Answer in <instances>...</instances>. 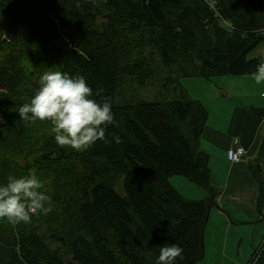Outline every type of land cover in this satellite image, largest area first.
Listing matches in <instances>:
<instances>
[{"label":"trees","instance_id":"trees-1","mask_svg":"<svg viewBox=\"0 0 264 264\" xmlns=\"http://www.w3.org/2000/svg\"><path fill=\"white\" fill-rule=\"evenodd\" d=\"M4 34L10 39L0 41V132L22 121L6 89L38 60L42 69L84 76L91 98L111 103L114 120L104 140L80 152L60 147L52 133L40 139L36 163L70 161L83 175L46 174L52 214L0 223V264H157L160 247L173 243L184 249L177 264L201 263L219 191L200 147L210 114L180 80L252 75L264 63V54L249 58L264 43V0H0ZM159 65L179 74L166 79L178 85L172 100L119 99L125 78L140 70L144 85ZM12 140H0V179L30 174ZM252 171L263 207L264 180L258 166ZM177 176L206 198L182 195L171 183ZM120 178L124 197L115 190ZM254 260L264 264V244L248 264Z\"/></svg>","mask_w":264,"mask_h":264},{"label":"rangeland","instance_id":"rangeland-1","mask_svg":"<svg viewBox=\"0 0 264 264\" xmlns=\"http://www.w3.org/2000/svg\"><path fill=\"white\" fill-rule=\"evenodd\" d=\"M10 39L6 34L0 38V41H6ZM264 54V43L250 54L249 58L254 59L258 58ZM39 60L37 61V63ZM37 63L34 65V68L29 73L22 74L20 77V84L14 85L11 88H8V92L16 99L19 106H22L24 103L30 101L31 97L39 88V78L46 71H60L57 67H50L48 69H42L38 67ZM140 70L129 77L125 78L123 81V90L120 94L121 101H128L129 98H135L136 100H146L150 102H164L166 100H172L175 95L172 93L173 87H178L177 84L167 82V76L170 75L174 79H178L179 74L173 69H167L162 65H159L158 75H155L153 78L149 79L144 85L138 84L137 78L140 77ZM146 80V79H144ZM196 81L195 91L191 90L189 84L192 81ZM202 80L203 83L199 84L198 81ZM226 81L228 83L226 84ZM182 86L188 91L190 97L194 99H199L209 111V124L212 125L216 120L222 121L223 116L228 115L227 111H224L221 116L217 111L218 103L215 99H224L230 104V100H235V97H240L246 101L247 97H250L253 101L255 107H263L264 99L261 97V85H256L252 79V75L249 76H222L215 77L211 80H203L202 78H182L180 80ZM219 89H223L222 92ZM226 90V92H224ZM0 93H6L5 90L0 89ZM228 95V99L224 98V95ZM222 100V101H224ZM238 102L242 101L238 99ZM244 103V102H242ZM226 104V105H228ZM222 106V105H221ZM222 108H225L222 106ZM51 133V125L47 122L36 121L33 123L26 122H14L9 131L0 132V140H5L15 148V153L17 157H20V164L27 171L29 175H32L33 172L37 176H40L39 179L43 181L45 187L43 191L49 196H51V190L49 185V177L46 174L53 175L57 171L63 170L68 172L74 179L79 178L83 175L80 171L75 170V165L68 161L64 164L55 163L54 165L48 166L42 163H36L35 159L39 155V147L41 146L42 137L47 136ZM17 138V139H16ZM69 149V148H68ZM71 150V149H69ZM262 166V164H260ZM258 166V165H257ZM79 168V167H78ZM80 169V168H79ZM264 171V164L261 168V171ZM82 170V169H81ZM262 174V172H261ZM264 180V177H262ZM2 183H7V180L2 177L0 179ZM177 180L186 181L185 185V194L192 196L191 191H189L190 186L192 185L200 191H204L198 186H195L189 182L186 178L177 176L172 179L173 183H176ZM72 185V181H66L65 185ZM123 179H119L115 185V190L121 196H125V191L123 189ZM187 198V197H186ZM202 200V199H201ZM46 206L51 209L50 213L52 214V202L49 199L46 203ZM238 207V206H237ZM241 211H244L243 216L248 215L252 216L253 211L249 209L245 211L243 208H238ZM263 216H264V206L262 207ZM257 217L252 221V224H237L234 223L230 226L227 224L220 229V234L212 238V230L210 220L207 224V229L205 230V258L202 260V264H248L251 260L252 252L257 249L262 240H259L262 235L264 236V220L262 219V214L258 211ZM34 216L39 217L38 213H33ZM32 214V215H33ZM4 221H0L2 223ZM219 222L221 220L219 218ZM232 226V227H231ZM43 231L40 230V233Z\"/></svg>","mask_w":264,"mask_h":264},{"label":"clouds","instance_id":"clouds-1","mask_svg":"<svg viewBox=\"0 0 264 264\" xmlns=\"http://www.w3.org/2000/svg\"><path fill=\"white\" fill-rule=\"evenodd\" d=\"M256 85H264V63L252 73ZM264 96V92H261ZM93 90L84 76H69L60 71H46L39 78V88L18 109L20 119L26 123L36 121L51 125V133L62 148L80 152L97 141L104 140L107 127L114 120L111 103L92 99ZM120 143V138L114 137ZM45 185L35 175L7 178L0 183V221L16 226L31 222L32 214L47 215L49 196ZM184 249L179 244L163 245L157 264H177L183 259Z\"/></svg>","mask_w":264,"mask_h":264},{"label":"crops","instance_id":"crops-1","mask_svg":"<svg viewBox=\"0 0 264 264\" xmlns=\"http://www.w3.org/2000/svg\"><path fill=\"white\" fill-rule=\"evenodd\" d=\"M198 82L199 84L203 83L202 80ZM227 83L228 81H226ZM195 86V80L189 84L192 91H195ZM261 87V91L264 92V85H261ZM219 91L222 92L223 89H219ZM223 97L228 99L229 96L226 94ZM261 97L264 99V96L261 95ZM238 99L244 103H239ZM194 100L200 101L199 99ZM215 100L219 102L218 116H221L224 111H227L228 115L223 116L224 119L219 122L215 118L212 125L209 124L208 120L207 127L200 141L201 149L211 157L212 185L219 191L217 202L211 208L209 215L212 238L220 234V229L225 224L228 226L234 223L250 225L256 219L258 211L263 216L262 207H259V183L255 179L252 169L260 164H262V168L264 164V154L261 149L264 139V119L257 111L264 110V106L255 107L250 97H247L246 101L240 97H235V100H230V104L226 100L220 99V97ZM221 105L225 108H222ZM234 139H239L241 146L247 149L245 159L237 164L231 163L227 158V151ZM260 175L264 177L263 169ZM172 179V185L188 199L201 200L206 198L207 191L204 189V191H200L191 185L189 191H191L192 196H190L188 193L185 194L186 181L177 180L176 183H173ZM238 208H245V211L248 208L252 209L253 214L252 216H249V214L243 216L244 211ZM262 219L264 220V216ZM262 235L259 240L264 238ZM263 242L261 243L264 244Z\"/></svg>","mask_w":264,"mask_h":264},{"label":"built area","instance_id":"built-area-1","mask_svg":"<svg viewBox=\"0 0 264 264\" xmlns=\"http://www.w3.org/2000/svg\"><path fill=\"white\" fill-rule=\"evenodd\" d=\"M246 150L241 146L239 139H234L231 147L227 151V158L231 163H241L246 157ZM251 264H256V260L251 261Z\"/></svg>","mask_w":264,"mask_h":264},{"label":"water","instance_id":"water-1","mask_svg":"<svg viewBox=\"0 0 264 264\" xmlns=\"http://www.w3.org/2000/svg\"><path fill=\"white\" fill-rule=\"evenodd\" d=\"M258 169H259L260 172H262V171H261V165H258Z\"/></svg>","mask_w":264,"mask_h":264}]
</instances>
